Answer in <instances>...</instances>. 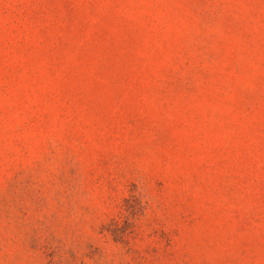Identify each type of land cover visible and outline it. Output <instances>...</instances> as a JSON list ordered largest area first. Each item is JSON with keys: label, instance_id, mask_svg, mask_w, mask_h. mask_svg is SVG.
Returning a JSON list of instances; mask_svg holds the SVG:
<instances>
[{"label": "rangeland", "instance_id": "obj_1", "mask_svg": "<svg viewBox=\"0 0 264 264\" xmlns=\"http://www.w3.org/2000/svg\"><path fill=\"white\" fill-rule=\"evenodd\" d=\"M0 264H264V0H0Z\"/></svg>", "mask_w": 264, "mask_h": 264}]
</instances>
